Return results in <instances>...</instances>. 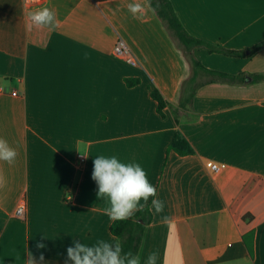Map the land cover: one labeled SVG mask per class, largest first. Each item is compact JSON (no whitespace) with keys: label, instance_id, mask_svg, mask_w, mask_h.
I'll use <instances>...</instances> for the list:
<instances>
[{"label":"crops","instance_id":"0c3cea01","mask_svg":"<svg viewBox=\"0 0 264 264\" xmlns=\"http://www.w3.org/2000/svg\"><path fill=\"white\" fill-rule=\"evenodd\" d=\"M131 2L45 0L58 25L37 29L24 0H0V138L18 152L13 164L0 161V264H27L28 252L37 264H72L74 241L115 238L92 179L100 155L139 163L164 202L141 264L152 251L157 264H264V49L249 57L187 50L156 13L134 19ZM171 2L195 38L238 51L264 41V0ZM119 40L135 65L115 55ZM192 58L242 81L210 82ZM127 78L140 83L130 88ZM154 88L168 103L164 115ZM176 135L193 155L169 151ZM22 202L25 220L13 216Z\"/></svg>","mask_w":264,"mask_h":264},{"label":"clouds","instance_id":"9594fccd","mask_svg":"<svg viewBox=\"0 0 264 264\" xmlns=\"http://www.w3.org/2000/svg\"><path fill=\"white\" fill-rule=\"evenodd\" d=\"M158 7V0H157ZM127 9L134 19L142 20L147 12L155 13L157 8L152 6V0H133L127 4ZM31 26L40 28H55L58 25L56 13L49 7L34 8L26 12ZM78 151L82 156L87 157V145L81 144ZM18 156L15 148L11 147L7 140L0 138V161L9 165L13 164ZM92 179L98 186L97 198L105 199L108 207L104 214L113 222L126 221L139 212L147 209L155 214L164 211V202L157 197L156 187L150 183L148 174L139 163H125L116 156L100 155L95 157ZM5 180L0 176V185ZM68 196V199H71ZM151 205L149 206V199ZM165 224L171 222V218L163 216ZM74 246L67 248V257L72 264H141L139 255L131 251H125L119 238L112 241L98 240L92 245L81 242H73ZM38 248H45L43 243L37 244ZM159 254L157 251L150 252L144 264H157ZM40 262L44 256L39 257ZM27 264H37L32 253L28 252Z\"/></svg>","mask_w":264,"mask_h":264},{"label":"trees","instance_id":"16d2710c","mask_svg":"<svg viewBox=\"0 0 264 264\" xmlns=\"http://www.w3.org/2000/svg\"><path fill=\"white\" fill-rule=\"evenodd\" d=\"M152 6L156 7V15L164 24V26L174 34L180 43L187 49L192 50L196 47H204L210 53H219L232 57H249L255 52L264 49V41L256 44L247 51H238L226 49L220 45H215L204 40L191 36L184 28L180 21L171 0H152ZM196 72H201L210 77L212 81H225L231 83H239L242 81L241 75H231L224 72L209 70L205 68L197 59L192 58ZM263 79L261 75L255 76V81L259 82ZM125 82L128 87H135L140 83L138 78H127ZM186 88L189 91V96L185 99V103H190L195 95V90L198 87L196 78H190L186 81ZM151 97L157 102V112L164 115V110L167 107V101L164 99L161 92L154 88L151 90ZM169 151H174L179 155H193L194 149L190 143L180 135H176ZM152 221V212L147 209L143 212H137L134 217L126 221H116L111 224L110 231L115 238H119L124 250L131 251L133 254L139 255L142 242L146 233L147 226Z\"/></svg>","mask_w":264,"mask_h":264},{"label":"built area","instance_id":"2783aa9c","mask_svg":"<svg viewBox=\"0 0 264 264\" xmlns=\"http://www.w3.org/2000/svg\"><path fill=\"white\" fill-rule=\"evenodd\" d=\"M45 0H24V6L27 10H31L34 8H41L44 7ZM114 53L117 57H120L124 59L127 63L131 65H135V59L133 58L129 47L123 42L122 40H119L114 48ZM86 159L84 156L79 155L77 165L81 166L85 163ZM209 166L213 170V172L217 173L221 170L222 166L218 163H209ZM14 218L25 220L27 216V209H26V203L22 202L17 206V208L14 211L13 214Z\"/></svg>","mask_w":264,"mask_h":264}]
</instances>
